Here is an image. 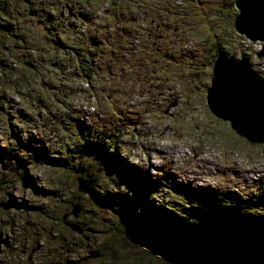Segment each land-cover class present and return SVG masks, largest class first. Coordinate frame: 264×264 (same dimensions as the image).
I'll list each match as a JSON object with an SVG mask.
<instances>
[{
    "label": "rangeland",
    "instance_id": "obj_1",
    "mask_svg": "<svg viewBox=\"0 0 264 264\" xmlns=\"http://www.w3.org/2000/svg\"><path fill=\"white\" fill-rule=\"evenodd\" d=\"M203 1L0 0V51L23 41L11 53L0 52V64L17 54L35 69L32 85L25 73L30 66L13 75L15 86L24 81L16 89L19 95L8 85L0 89V264H196L171 259L131 236L126 211L139 212L149 192L147 209L162 200L183 201L188 190L197 188L222 208L264 194V144L249 142L211 113L205 82L212 70L207 75L194 58L217 48L227 52L226 59L242 54L259 64L262 43L234 31L235 0L208 8ZM127 6L128 18L114 13ZM113 19L126 21L124 34L121 27L115 32ZM174 25L179 26L177 37ZM162 43L164 49L181 44L180 55L171 59L157 48ZM92 45L102 50L86 70L91 85L82 83L88 76L77 69ZM138 55L142 63L133 68ZM151 56L161 71L150 66L153 72L146 75ZM213 59L217 63L219 57ZM263 69L258 73L263 75ZM86 126L109 141L104 148L110 152L108 164L96 162L92 175L86 174L93 180V195L81 190L85 175L66 167L71 150L79 151V159L88 157ZM112 155L120 156L117 163L126 161L124 171L118 172ZM239 213L240 220L230 219L231 224L264 220V210L255 207ZM256 224L254 229L264 230Z\"/></svg>",
    "mask_w": 264,
    "mask_h": 264
},
{
    "label": "trees",
    "instance_id": "obj_2",
    "mask_svg": "<svg viewBox=\"0 0 264 264\" xmlns=\"http://www.w3.org/2000/svg\"><path fill=\"white\" fill-rule=\"evenodd\" d=\"M208 5H210V2H208ZM74 6L75 3L73 2L69 9L70 14L74 12ZM211 6L212 5H210V7ZM130 9L131 8L129 6L126 8L117 7L115 8L114 13L119 15L121 18H128ZM3 10L5 14V11L7 10ZM5 15L8 16L7 14ZM112 21L115 28L118 29V27H122L123 31L121 33L124 34L126 21L122 20V23L119 24H117V20L115 19ZM22 42L23 41L21 39H18V41L14 43V46L5 49L3 48L0 51L1 54L6 55L11 53L14 48H18V46L23 45ZM121 43L122 41H119L118 46H120ZM92 46H89L87 53L83 52L82 58L79 59V65H82V68L77 69V74H81L83 71L82 77L88 76L85 80L83 79L84 81H82V83L88 82L91 84V81H88L89 74L87 75L88 71L86 70L94 66L93 64L98 58L96 54H100L102 50V48L99 47L100 45ZM121 47H123V45H121ZM207 56H211V54L209 53ZM7 58L8 60L10 58L7 65H4L3 63L0 64V72L5 76L4 78L3 76L0 78V80L2 78L5 80L0 81V89H2V85H8L15 91H17L16 89L21 88L22 85H24V81H21L20 84L15 86L14 84L16 81H13L12 78L13 75H19V69L25 70L24 65L33 68L30 69L29 72H25L29 74V78L27 77L26 79L28 84L32 85L30 79V76L32 75L31 72L35 74L33 63L23 61L17 54L13 56V58L7 55ZM208 60L211 66V61L210 59ZM93 73L96 74L95 72ZM211 73L213 74V71ZM205 83L207 84V82ZM17 95H19L18 91ZM64 128L67 129V126ZM72 132L73 130L67 131L66 135H70ZM106 134L111 136L109 133ZM37 148L39 152H41V147ZM6 153H9V150ZM42 154L43 153H41V155ZM2 155L0 154L1 158H3ZM115 157L117 159L120 158V156ZM43 159L47 162L45 158ZM48 164L50 163H47V165ZM120 168L122 169V167ZM79 171L81 172L80 168ZM129 171H131V166H129ZM89 174L92 175V173ZM158 180L159 179L157 178L152 181L153 187ZM173 189L174 187H171V191H169V193L173 192ZM197 190L199 189L197 188L195 190L187 191L188 194H185L184 200L180 201L184 203L181 208L179 207L180 202L173 203L170 199L171 201L167 203H164V200H162L157 205L153 204V209H147L151 206L149 203L151 192L147 194L145 193L143 203H141V206L137 208L139 212L131 214V212L126 211L125 213L128 216L126 220L131 236L134 235L135 237H138L139 240H142L149 245L158 246L161 249V253L171 259L179 258L188 262H194L196 260V264H264V230L260 231L259 229H254L252 227L257 223L256 225H258L259 228H264V220L261 221V224L256 220H247V222L243 221L246 226L244 224H240V226L236 223L233 225V223L231 224L230 222V219L240 220L239 212L243 209L255 207L259 209V211L264 210V194H253L248 199L243 201L244 205L240 202H231V204H228L227 208H222L217 206L216 203L214 204L209 202L205 199L203 193L201 194ZM147 203L149 205H147ZM246 204H250L251 206L247 207ZM227 255H229V257ZM241 258L242 260H240Z\"/></svg>",
    "mask_w": 264,
    "mask_h": 264
},
{
    "label": "water",
    "instance_id": "obj_3",
    "mask_svg": "<svg viewBox=\"0 0 264 264\" xmlns=\"http://www.w3.org/2000/svg\"><path fill=\"white\" fill-rule=\"evenodd\" d=\"M235 5L239 11L234 22L236 33L250 42H261L263 50L258 56L263 59L264 0H237ZM214 73L215 84L208 92L211 112L229 121L239 136L264 144V77L254 73L247 61L235 58L219 59Z\"/></svg>",
    "mask_w": 264,
    "mask_h": 264
},
{
    "label": "bare ground",
    "instance_id": "obj_4",
    "mask_svg": "<svg viewBox=\"0 0 264 264\" xmlns=\"http://www.w3.org/2000/svg\"><path fill=\"white\" fill-rule=\"evenodd\" d=\"M74 2V1H73ZM82 2V1H81ZM113 3V2H112ZM86 4V3H85ZM76 5V4H75ZM6 7V6H5ZM33 7V6H32ZM31 7V8H32ZM206 8H208V7H206ZM14 10V9H13ZM70 11V10H69ZM210 11V10H209ZM163 12V11H162ZM15 15V14H14ZM18 15V14H17ZM210 17V16H209ZM7 18H9V17H7ZM138 18V17H137ZM177 20V22H180V20L177 18V19H175V21ZM12 21V20H11ZM174 21V20H173ZM172 21V22H173ZM176 22V23H177ZM61 23V22H60ZM48 26V25H47ZM172 28H174V30H173V32H175V36H176V33L177 32H179L180 33V31H179V26L177 25H174ZM215 29V28H214ZM216 30V29H215ZM162 31V30H161ZM164 31V30H163ZM211 34V33H210ZM170 35V34H169ZM181 35V34H180ZM210 36V35H209ZM177 37V36H176ZM126 38L127 39H130L129 37H127V35H126ZM173 38H175V37H173ZM180 40L182 39V38H179ZM179 40V41H180ZM47 42V41H46ZM153 42V41H152ZM183 43H185V40H183L182 41ZM176 44V43H175ZM163 45H164V43H162L161 45H159L157 48L159 49V50H166L165 52L168 54V55H170V57H171V59L173 58V56L174 55H180V54H178L177 52H181V44H179V45H175V46H172L173 44L171 43V44H169L168 46H169V48L168 49H164V47H163ZM165 46V45H164ZM156 47V46H155ZM152 48V47H151ZM150 49V45H148V48H142V51L143 52H147L148 50ZM211 54V56H207V54ZM217 53H218V55H217ZM220 54H222L221 53V51H220V49H215V51L214 50H210V51H206V54H203V57H204V59H205V61H206V63H207V66H208V70L206 71L205 70V68L204 67H202V66H200V65H198V67L201 69V70H204L205 71V73L207 74V75H209V71H213V77L212 78H210L211 80L209 81V82H207V85H208V89L206 88V90H207V92H206V100H205V102H206V104H207V106H208V108H209V105H208V92H209V90L213 87V84H215V81H214V79H215V73H214V70H215V67L214 66H216V63H214V56H218L219 57V59H221L220 57H222L224 54H226V55H228L227 54V52H224V54H222V55H220ZM220 55V56H219ZM154 56H159L160 57V54H155ZM23 57V56H22ZM27 57V56H26ZM134 57V56H133ZM206 57V58H205ZM208 57V58H207ZM257 57H259V56H257ZM153 56H151L150 57V61L149 60H147L148 62L146 63L147 64V67H148V70H147V72H146V75H150L153 71H150V66H154V65H156L155 66V68H153V69H159L158 68V60L156 59V58H154ZM222 58H224V57H222ZM232 58H235V57H232ZM250 57L249 56H245V55H242L241 54V56L239 57V58H235V60H245V61H247L248 62V65H249V67H250V69L254 72V73H257V74H259L260 76H262V77H264V69H263V64H261V63H264V61H261L262 59H260V62H259V64H257V61H255V60H252V59H249ZM264 58V57H263ZM24 59V58H23ZM136 59H137V61H136V63L135 64H133L132 65V67L133 68H137V67H139L140 65H141V63L142 62H139L140 60H139V55L136 57ZM208 59H210V61H211V66H210V63H209V60ZM26 60V59H25ZM188 60V59H187ZM190 60H191V62H192V64H193V66H194V60H193V58H190ZM30 62V61H29ZM190 62V61H189ZM190 64V63H189ZM197 65V64H196ZM115 66V65H114ZM259 66V67H258ZM197 67V68H198ZM214 67V68H213ZM195 68V67H194ZM261 69H263V75H261L260 73H258ZM4 70V69H3ZM2 70V71H3ZM161 70L159 69V72H160ZM10 75V74H9ZM122 78V77H121ZM167 78V77H166ZM206 84V83H205ZM87 91V90H86ZM205 92V91H204ZM55 98V97H54ZM136 99V98H135ZM153 103V102H152ZM72 104V103H71ZM146 105V104H145ZM64 106V105H63ZM41 107V106H40ZM7 110V109H6ZM49 110V109H48ZM175 110V109H174ZM188 110V109H187ZM209 110H210V108H209ZM113 112V111H112ZM176 112H178V111H176ZM23 113V112H22ZM47 113V112H46ZM166 113V112H165ZM184 113V112H183ZM212 113V112H211ZM26 114V113H25ZM180 114H182L181 112H180ZM186 114V113H185ZM213 114V113H212ZM165 115V114H164ZM184 115V114H183ZM214 115V114H213ZM215 116V115H214ZM84 117H85V119H87L88 120V118H90V117H87L86 118V116L84 115ZM152 117H154V116H152ZM217 117V116H216ZM27 118V117H26ZM218 118V117H217ZM80 119V118H79ZM92 119V118H91ZM152 119V118H151ZM178 119V118H177ZM137 120V119H136ZM153 120V119H152ZM223 120V119H222ZM8 121V120H7ZM180 121V120H179ZM37 122V121H36ZM76 122V121H75ZM229 122V121H228ZM29 124V123H28ZM178 124V123H177ZM182 124V123H181ZM180 124V125H181ZM191 124V123H190ZM132 125V124H131ZM178 126V125H177ZM87 128H88V130L90 131V134H89V136H88V140H87V142H86V145H85V149H86V151H87V158H85V159H83L82 157L79 159V156H78V153H79V151H77L76 149H74V151H72L71 150V152H70V154L68 155V157H67V161H66V167H70V168H74V169H76V170H78L79 171V168L81 169V173H83L84 175H85V177H84V183H83V185H82V187H81V190H85V191H87L90 195L92 194L93 195V192H94V187H93V184H92V182H93V180L91 179H88L87 177H86V174H88L89 172H90V170H91V168H92V166H95L96 165V162H99V163H101V164H103L104 166L105 165H107L108 163H107V161H108V159H110L109 157H108V155L106 154V153H108V154H110V152L108 151V149L107 150H104V148H105V143H109V141L106 139V138H104V137H102V139L100 138V136H101V132H97V134L96 133H93L92 132V129H93V126L91 127H89V126H86ZM104 127H108V125H103V128ZM158 127V126H157ZM172 127V126H171ZM118 129V128H117ZM103 131V130H102ZM117 132V131H116ZM109 136V135H108ZM132 137V136H131ZM160 137V136H159ZM87 138V137H86ZM127 138V137H126ZM246 139V138H245ZM125 140V139H124ZM131 140V139H130ZM163 140V139H162ZM247 140V139H246ZM60 141H62V140H60ZM127 141V140H126ZM156 141V140H155ZM113 142H114V140H113ZM17 143V142H16ZM158 143H160V142H158ZM164 144V143H163ZM30 145V144H29ZM109 145V144H108ZM52 147V146H51ZM76 147V146H75ZM6 149V148H5ZM36 149V148H35ZM106 149V148H105ZM8 150V149H7ZM54 150V149H53ZM61 150V149H60ZM59 150V151H60ZM117 150V149H116ZM134 150V149H133ZM161 150V149H160ZM66 151V150H65ZM64 152V151H63ZM113 152H114V150H113ZM132 152V151H131ZM130 152V153H131ZM66 153V152H65ZM122 153V152H121ZM81 154V153H80ZM79 154V155H80ZM84 154V153H83ZM124 154V153H123ZM11 155V154H10ZM117 155V154H116ZM133 155H135V154H133ZM14 156V155H13ZM113 156V155H112ZM118 157V156H117ZM62 159V158H61ZM60 159V160H61ZM66 159V158H65ZM79 159V160H78ZM128 159V158H127ZM112 160H113V162L116 164V166H117V170H118V172L121 170V171H124V169H121L120 167H122L124 164H126V161H124V162H122V163H117L116 161V158L113 156L112 157ZM23 161V160H22ZM123 161V160H122ZM257 161V160H256ZM221 162V161H220ZM62 163V162H61ZM156 163V162H155ZM139 164V163H138ZM58 165V164H57ZM64 165V164H63ZM133 165V164H132ZM77 166V167H76ZM103 166V167H104ZM120 166V167H119ZM131 166V165H130ZM166 166V165H165ZM124 167V166H123ZM143 167V166H142ZM150 167V166H149ZM120 169V170H119ZM67 171V170H66ZM80 172V171H79ZM92 172V171H91ZM90 172V173H91ZM162 174V173H161ZM76 175V174H75ZM148 176V175H147ZM158 177V176H157ZM156 177V178H157ZM201 178V177H200ZM68 179V178H67ZM74 179V178H73ZM82 179V178H81ZM95 179L96 178H94V184H95V187H96V183H95ZM220 179V178H219ZM197 182V181H196ZM160 186V185H159ZM130 190V189H129ZM79 191V190H78ZM125 191V190H124ZM119 192V191H118ZM123 192V191H122ZM84 193V192H83ZM95 194L97 195V196H100L99 194H98V192L96 191V189H95ZM88 196V195H87ZM50 197V196H49ZM60 204H61V202H60ZM75 211H78V213H79V210H75ZM75 211H72V214H74V215H77L76 214V212ZM196 211V210H195ZM205 212V211H204ZM82 213V212H81ZM135 214V213H134ZM257 214V213H256ZM60 215H65V212H63L62 214H60ZM189 218V217H188ZM60 219V218H59ZM57 220V219H56ZM71 221V220H70ZM55 223V222H54ZM57 223V222H56ZM55 223V224H56ZM59 223V222H58ZM64 223V222H63ZM251 223V222H250ZM230 225V224H229ZM224 227H225V225H224ZM60 228V227H59ZM58 228V229H59ZM62 230V229H61ZM63 230H64V228H63ZM62 230V231H63ZM163 230V229H162ZM193 230V229H192ZM217 230V229H216ZM139 232V231H138ZM166 232V231H165ZM222 232V231H221ZM221 232H219V233H221ZM150 233V232H149ZM167 234V233H166ZM254 235V234H253ZM151 236V235H150ZM53 237V236H52ZM227 237V236H226ZM263 237V236H262ZM149 239V238H148ZM253 240V239H252ZM263 241V240H262ZM194 243V242H193ZM162 245V244H161ZM224 246V245H223ZM180 247V246H179ZM228 247V246H227ZM164 248V247H163ZM181 249V248H180ZM205 249V248H204ZM158 250L160 251V248H158ZM198 250V249H197ZM167 251V250H166ZM169 253H171V252H169ZM167 254H168V252H167ZM209 254V253H208ZM240 254V253H239ZM170 255V254H169ZM193 255V254H192ZM200 255V254H199ZM235 255V254H234ZM179 256V255H178ZM191 256V255H190ZM210 256V255H209ZM228 257H229V255H227ZM226 256V257H227ZM231 257V256H230ZM247 257V256H246ZM185 258V257H184ZM236 260V259H235ZM239 260V259H238ZM240 260H242V258L240 259ZM196 261V260H195ZM225 261V260H224ZM229 261H231V260H229ZM226 262V261H225ZM233 262V261H232Z\"/></svg>",
    "mask_w": 264,
    "mask_h": 264
},
{
    "label": "clouds",
    "instance_id": "obj_5",
    "mask_svg": "<svg viewBox=\"0 0 264 264\" xmlns=\"http://www.w3.org/2000/svg\"><path fill=\"white\" fill-rule=\"evenodd\" d=\"M215 0H208V2H210V5H212V3L214 2ZM237 0H235V2H236ZM236 18V17H235ZM235 18H234V22H235ZM233 29H234V23H233ZM234 31H235V29H234ZM236 32V31H235ZM237 34V33H236ZM239 36H241V35H239ZM264 59V58H263Z\"/></svg>",
    "mask_w": 264,
    "mask_h": 264
},
{
    "label": "flooded vegetation",
    "instance_id": "obj_6",
    "mask_svg": "<svg viewBox=\"0 0 264 264\" xmlns=\"http://www.w3.org/2000/svg\"><path fill=\"white\" fill-rule=\"evenodd\" d=\"M55 264H59V263L57 262V263H55Z\"/></svg>",
    "mask_w": 264,
    "mask_h": 264
}]
</instances>
